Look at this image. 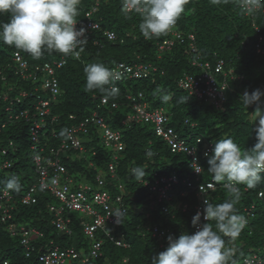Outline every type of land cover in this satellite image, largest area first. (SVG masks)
Listing matches in <instances>:
<instances>
[{
    "label": "trees",
    "instance_id": "16d2710c",
    "mask_svg": "<svg viewBox=\"0 0 264 264\" xmlns=\"http://www.w3.org/2000/svg\"><path fill=\"white\" fill-rule=\"evenodd\" d=\"M94 1L80 0L77 21L82 20L84 13ZM141 19L132 9L125 11L122 0H100L93 20L97 21L102 29L113 32L116 37L108 40L100 31H86L87 43L79 60L56 51L51 53L45 51L40 58H33L23 50L0 42V70L6 74L5 81L0 79V92L4 91V84H8L10 100L13 98L12 90H17V86L23 89L28 88V90L32 87L29 80L15 74V64L11 60L12 52H20L22 60L29 63L51 62L60 56H66L68 58L65 66L56 70L62 94L50 109L51 115L57 116V121L49 124L48 128L59 134L73 122L83 119L90 111L97 110L107 124L105 117H111L113 123L108 125L112 130L121 133L124 148L116 153L113 159L111 155L105 153L98 137L89 142L91 148L84 142L83 152L76 151L78 155L76 159L69 157L63 159L60 155L61 162L68 171L76 172L78 181L83 179L94 184L96 173L102 170L106 182L105 189L112 198L119 194L117 185L122 181L126 184L127 195L123 199L126 212L122 214L118 227L114 230V236L127 242L129 249L118 248L109 242V238H104L103 257L95 264H115L124 256L128 257L129 264H152L153 259L164 250L161 251L155 240L151 238V230L147 231V226L150 225L146 222V213L142 208H138V203L146 197L144 193L147 192L139 181L150 180L153 173L165 177L176 174L180 179L189 175L190 158L184 154L171 153L166 144L155 135L151 124L122 123L119 115H125L126 111L130 112L129 102L124 96L126 91L132 94L138 91L144 93L145 101L151 109L170 107L169 126L180 136H188L189 124L195 122L196 125L192 129L194 135L206 137L205 135L211 134V137L217 140L222 137H231L242 151L253 148L257 143L256 129H253L249 123V118L254 115L257 105L245 107L241 103V96L245 91L252 92L257 88L264 90V48L260 54H256L254 50L258 35L264 38V7L254 14H245L238 0H215V2L214 0H187L185 11L175 25V30L183 35L182 43L176 42L173 47L164 52H159L157 45L162 39L170 36L163 34L151 40L145 39L139 30ZM8 20L7 13L0 15V23H6ZM188 35H192L193 41L187 38ZM191 43L195 44L194 54L197 55L198 61H207L214 67L216 61L221 59L224 61L225 71L232 70L227 82L226 100L218 111L178 88V80L183 75L200 74L199 68L191 66L192 54L188 49ZM158 61L161 66L157 64ZM89 63H103L109 69L117 63H144L157 66L163 73L150 72L151 75L149 73L146 78L125 79L117 83L120 89L119 95L109 97L110 102L117 104L116 108H112L110 103L100 106L99 99L93 98V94L104 96L105 94L99 90H85L84 68ZM132 83L134 84L131 85ZM158 87L167 89L171 93L170 101L164 103L159 94L153 95ZM262 99L264 97L261 98L259 106L264 108ZM33 102L34 98H28L22 100L21 104H12L14 107L12 112H17L23 108V105ZM5 106H7L6 103L1 104L0 118L6 125L0 131V150L2 148L8 150L9 154L5 158L11 160L13 165L8 170H0V189L10 193V199L0 200V217L5 209V215L9 217L5 222L0 220V264L3 261H8V264H38L36 261L38 249H34L30 256L26 257L20 238L10 235L7 228L9 224H14L15 229L22 228L30 234L29 238L32 239L28 241V244L31 247H40L52 241L57 246L73 247L79 252L81 247L86 245L85 236L79 225L86 221V215L80 212L67 214L64 212V216H68L71 220L72 228L71 235H66L60 233L51 224L52 215L47 205L53 204L52 200L55 199L49 194L38 191L33 195L37 198L36 203L21 204V195L35 181L31 179L25 186V182L28 181V172L30 170L33 172L30 159L33 152L30 151L31 141L28 137L29 124L21 118L17 120L12 118L10 121L3 111ZM72 115L75 117L74 121L69 120V116ZM9 142L12 143L11 146L8 145ZM56 144L57 142L51 137L41 143L46 150ZM198 163L202 167L199 182L206 183L212 177L208 172V160L201 159ZM110 165L114 169L113 179L109 177ZM136 166H142L145 169L146 174L141 179H137L131 172V169ZM12 174L21 178V189L18 192L5 188V182ZM190 178L194 180L193 176ZM179 186L182 187V185ZM237 187L241 190V198L236 207L239 214L246 217L247 224L235 240L223 238L226 247L232 249L233 258L238 261V264H243L245 257L264 247V180L253 189H247L244 185H237ZM259 192L263 195L261 198L257 195ZM209 195V201L213 204L223 203L231 197L229 190L223 187H217ZM193 199L194 193L189 192L188 197L180 200H189L192 204ZM252 206L253 209L248 212ZM169 213H173L174 218L162 213L159 216L160 225L157 226H164L173 233L190 229L189 223L193 216L191 209L187 213H182L180 210L170 208ZM80 215L84 216L82 220L79 219ZM209 223L215 229V221H209ZM34 232H39L41 236H35Z\"/></svg>",
    "mask_w": 264,
    "mask_h": 264
},
{
    "label": "clouds",
    "instance_id": "9594fccd",
    "mask_svg": "<svg viewBox=\"0 0 264 264\" xmlns=\"http://www.w3.org/2000/svg\"><path fill=\"white\" fill-rule=\"evenodd\" d=\"M99 1L100 0H95L93 4L90 5L88 10L84 13V17L82 18V20L77 21L76 17L79 14L80 0H0V15L5 13L9 15L8 22L0 23V42H3L4 44L9 46H14L16 49L23 50L24 52L30 54L33 58H40L45 51L49 53L56 51L66 56L69 55L73 57V59L75 60H79L81 53L85 50L84 45L87 43V38L85 35L86 31H100L106 38L107 36L104 34V32H111L102 29L101 25L97 21L93 20V15L97 10V5ZM122 2H123V9L125 11L132 9L142 18L141 22L139 23V30L145 39L151 40L153 37H160L163 34H167L170 36L168 38L162 39L158 43L157 48L164 40L172 39L170 31H175L179 33L181 36H183L180 32L175 30V25L177 24V21L185 11V5L187 3V0H122ZM241 6L244 8V11L246 13L254 14L256 10L264 7V0H241ZM88 22L96 24L98 29L93 30L87 28L86 26ZM76 27L79 30H77ZM111 33L114 35L115 38L116 37L115 34L113 32ZM113 39H108V40H113ZM176 42L178 41H175V43ZM191 45L195 47V44L191 43ZM191 45L189 44L188 49H190ZM15 53H18L19 55H21V53L18 51H14L11 53L12 55L11 60L15 64L14 70L16 74V68H18V65L13 60ZM66 56H60L58 59L52 60L51 62L45 61V62L29 63L28 61H24L27 65V68L23 70V73L26 76H29V74L35 75L36 80L33 82L29 80L30 83H32V87L29 88L30 90H28V88L27 89L17 88V90L15 89L14 91L12 90L13 93L12 99L22 98L19 103L11 100L13 101L12 104L15 105L21 104L22 100H26L28 98L29 99L34 98L33 103H29V105H23V108H21L20 110L31 108L33 111H35L34 107L37 105L40 99L48 101L49 103L47 108L49 114L43 117L44 121L46 122V126L45 128H42L40 130L37 141H32L30 136V128L32 126L31 125L32 123L30 121H26L25 119H23L29 124L28 137L29 140L31 141L30 151L33 152L31 153L30 159L32 162L35 181L25 189L21 197L24 196L26 193H28L29 189L32 186L37 184L38 171H36V166L34 163V157L37 155L40 156L42 160V164H45V167L47 168L49 167L53 169V166H51L50 164L51 162L64 167V174L62 175L63 177L70 178L74 180L76 183L88 184L89 186H91L93 189L96 190L105 189V187H98L97 182L95 181L97 176H100L103 180H105L104 172L102 170L101 172L98 171L96 173L94 177V184L88 183L87 180L85 181L83 179H81V181H78L76 178L77 176L76 172L68 171V169L61 162L60 159L61 152H57L60 143L62 141H68L69 138L71 140L77 141L81 147V150H73V149L70 150L75 152L77 151V153L83 152V148H84L83 142H81L77 138V135H88L90 133L91 126H95L101 129V133H99L98 139L102 147H112L115 152V155L116 153L121 152L122 150L118 151L113 146H105L103 141V129L95 122L90 121V119L93 117L100 119L102 124L105 125L112 132L118 133L119 141L124 146V143L121 140V133L112 130L110 126L102 120V117L99 115V112L97 110L91 111L83 119H79L78 121L73 122L68 127L62 129L59 134L55 133L53 129L48 128L50 127L49 124H52L57 121V116L51 115L50 109H51V105L62 94L56 77V70L61 69L62 67L65 66L68 58ZM44 64H48L53 69L52 77L43 71L35 70L36 66H41ZM118 64L120 63H117L116 65L112 66L111 69H109L103 63H89L84 68V73L86 77L85 90L86 91L99 90L101 93L105 94V96L93 94L94 99L96 98L99 99L100 106L110 103V106L112 108L117 107L116 103H115L116 106L113 107L111 103L114 102H110L109 100V97H116L120 93L119 86L116 85L117 83H120L125 79L140 80L146 78L150 72L151 73L154 72L149 70L146 72L145 77H141L139 79L121 77L120 73L112 70ZM139 64H144V63L124 64V65L134 66ZM9 67L7 69H9ZM7 69L5 68V70ZM157 71H160L161 74L163 73L161 70H159V68ZM40 76H44V79L42 81H40ZM19 77L22 76L19 75ZM5 78H6L5 72L0 70V79L2 81H5ZM52 78L57 83V93L54 95H52L48 90L44 88L45 81L50 80ZM24 79L27 78L24 77ZM116 80L118 81L114 82ZM9 91L10 90L8 89L7 91L4 90L3 92L7 93L9 96L10 95ZM20 92H26L27 94H31V95L26 97H19ZM138 93L142 94L143 99L141 101L142 103L145 104L146 109L152 110L151 108L148 107V104L145 101L144 93L138 91L132 94L126 91L124 96L129 102L130 99L129 97H135L137 96ZM41 94L45 95V97H43ZM157 94H159L161 101L164 103H167L171 99V93L168 92L167 89L158 87L154 91L153 95H157ZM262 97H264V90H261L259 88L253 90L252 92L245 91L241 96V103L245 107H248L252 104L257 105L253 113L256 117V121L258 120V127L256 128L257 143L255 144V146L249 150L242 151L240 146L237 143H235L231 137L220 138L215 142L212 148L213 155L208 159V165H209L208 172L212 175L213 180L215 182L217 183L225 182L224 186L231 193V197L225 202L220 204H213L208 199H205L204 220L206 221L203 222L201 228L192 235H187L183 233H188L192 230V226L190 225L191 223H193V225H196L200 222L201 214L199 212H197L196 215H194V212L192 211L193 216L189 223L190 229L188 231L183 230L177 233H173L171 232V230H169L164 226L163 227H159L157 225L147 226V231L151 230L150 232L151 238L155 240L161 251L164 250L163 252H160L156 258L153 259L152 264H238V261L233 258L232 249L226 247L225 239L223 237H228L231 240H235L236 238H238L242 229L247 224L246 217L242 214H239L238 209L236 207L237 203L240 201L241 198V190L239 187H237V185H244L247 189H253L258 183L264 180V175H262L264 174V108H261L259 106ZM102 98L107 99V102L105 103L101 102ZM156 108H161V107H156ZM131 111L132 110L130 108V112L124 113L125 118L122 119L123 124H130L131 122L136 123L135 121L130 120L132 113ZM52 117L55 118L54 121H51ZM74 119L75 117L73 115L69 116V120L74 121ZM69 133H70V137L68 136ZM50 137L54 139L57 142V144L56 146L46 150L45 147L41 145V143L46 142ZM70 150L67 151L65 150L62 152L66 153ZM7 154H9L8 150H7ZM91 154H94V152H91ZM6 155H2L0 152V170H8L13 165V162L11 160L5 158ZM149 155H151V153H149ZM205 155L208 154L205 153ZM4 162L10 163V166L4 168L2 166ZM197 167L200 168L199 166ZM52 169H49L51 170L49 171L50 174L53 171ZM131 172L137 179L143 178L146 174L145 169L142 166H136L132 168ZM110 179L113 178L110 177ZM142 181L144 180H140L139 182L142 184ZM5 188L10 191H17V192L20 191L21 189L20 176L16 174L10 175L5 182ZM122 189H123L122 190L123 212H121L120 210H117L115 212L113 216H115L117 219V225L109 228L115 229L116 227H118L122 214L126 212V206L123 203V199L127 195V192H126V188L123 185H122ZM2 191H6V190L0 189V195ZM38 191L41 190L36 188L34 194L37 193ZM41 192H45V191H41ZM146 193L148 194V196L152 197L148 191ZM8 194L10 193L8 192ZM54 199L58 202L56 198ZM152 200L154 202L153 197ZM50 205L54 207H60L59 202L57 206L54 204H48L47 208ZM156 205L159 208V212L162 214L163 212L161 211L160 206L158 204ZM173 210H180V209L177 208ZM187 212H182V213H187ZM163 214L165 216L169 215L171 216V218H174L173 213L171 214L163 213ZM209 221H215V229L213 225L209 223ZM10 225H14V224H9V226L7 227L9 229L10 235L18 236L20 238L21 244L23 245L22 228L18 230L16 229L17 234H12L10 232ZM79 225L81 227V223H79ZM69 227L71 230L72 229L71 220ZM154 227L166 232V235L161 240H157V238L152 236V229ZM59 232L62 234H66L61 231ZM98 233H100L98 240H101L102 246L100 250V256L95 260V262L99 261V259L103 257V244H104L103 240L104 238H109V236H111L114 239L113 241H109L114 246L121 249H129V244L123 241L121 238H117L116 236H114V233H110L108 230L105 233H101V232ZM66 235H71V234H66ZM29 236L27 237L28 241H31L32 238L31 237L29 238ZM115 241H120L121 243L125 244V246L124 247L118 246L115 244ZM93 242L89 247V251L87 255L80 254L78 252L81 257H85L89 255L90 248ZM22 247L26 252L25 253L26 257H29L30 254L34 251V249H38V251H36V261L38 264H41L39 260V256L42 253L39 252L40 247H43V249H52L55 247L59 249L73 248V247L63 248L55 245L52 241L40 247L32 246V249L29 251L27 250V248H25L26 247L25 245H23ZM69 262L70 263L77 262L82 264L80 259L73 261L69 260ZM1 264H8V261H3L1 262ZM115 264H129L128 257L126 256L122 257L120 261Z\"/></svg>",
    "mask_w": 264,
    "mask_h": 264
},
{
    "label": "built area",
    "instance_id": "2783aa9c",
    "mask_svg": "<svg viewBox=\"0 0 264 264\" xmlns=\"http://www.w3.org/2000/svg\"><path fill=\"white\" fill-rule=\"evenodd\" d=\"M239 5L241 10L244 11V8L241 6V0ZM260 10V9H258ZM256 10V11H258ZM87 28L89 29H98L97 25L91 22L87 23ZM77 28V27H76ZM77 30H79L77 28ZM108 39H113L114 35L111 32H104ZM172 39L164 40L159 46L158 51L164 52L169 50L174 44L175 41L182 43V36L175 32L170 31ZM188 39L193 41L192 35L188 36ZM191 45V44H190ZM264 48V38L260 35L257 37V42L254 45V50L256 54H260ZM190 52L192 54L191 64L194 67L199 68L200 74H185L178 80V88L186 91L190 96H194L197 101L203 102L211 106L214 110H219L221 105L226 100V90L228 89V78L232 70L225 71V65L223 60H217L214 67L207 61H198L197 55H195L196 48L191 45ZM159 57V55H158ZM14 62L18 65L16 68V73L26 77L32 82L36 80L35 75L26 76L23 73V70L27 68V65L22 61L18 53L14 54ZM37 71H43L52 77L53 69L48 65L44 64L41 66L35 67ZM121 74V77H129L134 79H139L146 76V72L151 70L156 72L157 67L149 64H139L134 66H126L124 64H118L114 69H112ZM121 79V78H120ZM118 79V80H120ZM118 80L114 81L117 82ZM44 88L48 90L52 95L57 93V83L52 78L46 80L44 83ZM26 92H20L19 97L30 96ZM130 108H131V121L136 123H146L151 124L152 129L157 137H159L168 147L171 153H180L187 155L190 158V163L188 164L189 175L179 178L176 174H171L168 177L157 175L156 173L151 174L150 180L142 181V185L150 195L153 197L154 202L158 204L161 208V211L165 214L169 213V209L179 208L181 212H187L189 209H192L194 215L197 212L201 214V220L198 224L192 226V230L188 233H183L187 235H192L196 233L202 226L204 220V200H209V194L216 190L217 187H223L225 182L218 184L213 180V177L206 182L200 183V176L202 173V167L198 163L201 159L208 160L212 155V148L215 142L210 139H205L203 136L194 135L192 129L195 126L194 123H190V134L188 136H180L171 126H169V117L164 112L162 108H154L152 110H147L145 104L142 103L143 96L141 93H138L135 97H129ZM22 98L12 99L13 101L19 103ZM7 93H0V111L1 104L6 103L7 106L4 108V113L7 114L10 120L25 119L30 121L32 124L30 128V136L32 141H37L39 137V132L42 128H45L46 122L44 121V116L48 115V101L40 99L37 105L34 107L33 111L31 108L24 110H19L17 112H12L14 107H12V102ZM101 102H107V99L102 98ZM264 103V101H263ZM113 107L116 106L115 103H111ZM10 113V114H9ZM55 118H51V121H54ZM91 122H95L103 129V141L105 146H113L118 151L123 150L124 146L119 141V135L116 132H112L105 125L102 124L101 120L93 117L90 119ZM187 122L185 121V124ZM6 125L5 122L0 121V131ZM70 137V133L68 134ZM62 141L57 152L67 151L70 149L81 150V147L77 141L71 140ZM69 142V144H68ZM71 144V145H70ZM12 145L11 142L8 144ZM2 155L7 154V149L2 148L0 150ZM207 153L208 155H205ZM34 163L36 166V171H38L37 184L32 186L28 193L21 197L20 202L23 205L34 204L37 201L35 198L34 191L36 188L41 191H45L60 203V207H54L52 205L48 206L50 213L53 218L51 224L54 227L63 233L71 234L70 230V219L69 217L64 216L68 212H80L88 217V220L81 223L82 232L84 236L88 239H93L95 234L98 232L105 233L109 227H114L117 225V219L115 212L122 209V185L118 184L117 188L120 194L112 196L105 189L96 190L93 189L88 184L76 183L74 180L63 177L64 167L57 165L56 163L51 162L52 168L45 167V164H42L40 156L34 157ZM4 168L9 167L10 163L4 162L2 164ZM50 166V167H51ZM199 166L200 168H198ZM49 169H52L50 174ZM109 175L111 178H114V169L113 166H109ZM193 176L194 180L190 178ZM98 187H105L106 182L100 176L96 177ZM179 185H182L180 188ZM194 193V201L192 204L188 202L181 201V198L188 197V193ZM259 198L263 195L262 193L257 194ZM10 199V195L6 191H2L0 195V200ZM180 206V207H179ZM1 208V207H0ZM253 209V206L248 210L250 212ZM6 209L2 212L1 221L5 222L9 217L5 215ZM14 225H10V232L12 234H17ZM35 235L40 236L39 232H34ZM30 234L22 229V243L25 245L27 250H31L32 247L28 244V236ZM166 235V232L159 230L154 227L152 229V236L161 240ZM108 237V234H107ZM176 238V237H174ZM178 238V237H177ZM110 241L114 239L109 236ZM115 244L118 246H125V244L120 241H115ZM102 242L101 240H94L90 253L88 256L81 257L80 254L73 248L59 249L57 247L52 249H43L39 248V252H42L39 256L41 264H66L69 260L80 259L82 264H95V260L100 256ZM258 252H252L248 257H245L243 264H264V247Z\"/></svg>",
    "mask_w": 264,
    "mask_h": 264
},
{
    "label": "rangeland",
    "instance_id": "374dc122",
    "mask_svg": "<svg viewBox=\"0 0 264 264\" xmlns=\"http://www.w3.org/2000/svg\"><path fill=\"white\" fill-rule=\"evenodd\" d=\"M191 60H192V57H191ZM157 64L159 66H161V64H160L159 61L157 62ZM43 79H44V76H40V81H42ZM133 84L134 83H132L131 85H133ZM7 86H8V84H4V87H5L4 90L9 89V88H7ZM16 88H18V86ZM262 101H264V99H262ZM163 110H164V112L167 115H169V116L171 115L170 107H164ZM119 118L122 120L125 117H124V115L120 114L119 115ZM0 120H1V118H0ZM105 120L108 122L109 125L110 124L112 125L113 119L111 117L106 116L105 117ZM249 123H250V125L253 126V129H256V127H258V120L256 121L255 115H253L252 117L249 118ZM194 125H196V124H194ZM99 133H101V129L100 128L95 127V126H91L90 133L88 135H77V138L81 142L87 143L88 144L87 146H89L91 148V145H90L89 142L92 141V140H94L96 137H98ZM205 136H206V137H204L205 139H210L211 141L213 140L214 142H216V140H217V139L212 138L211 137L212 136L211 134H208V135H205ZM103 149H104V151H105L106 154L111 155L112 159L115 158V152H114V150H113L112 147H103ZM60 154L63 156V159H66L68 157L69 158H73V159L75 158L76 159L78 157L77 153L75 151H72V150H70V151H68L66 153L61 152ZM99 172H101V171L99 170ZM27 176H28V181L25 182V186H27L29 184V180L34 179V173L32 172V170H30L28 172ZM120 183L124 187H126V184L123 181L120 182ZM144 195H146V197H144L143 200H141L140 203H138V208H142L143 209V212L146 213L145 219L147 220V222H148L149 225H160V218H159V216H160L161 213L159 212V208L153 202L152 197L148 196L146 193H144ZM52 202H53L54 205H56V206L58 205V202L56 200H52ZM83 218H84L83 215H80L79 216V219L80 220H82ZM85 220H88V218L86 217ZM114 230H115L114 228H109L108 229V231L110 233H114ZM99 235H100V233L95 234V236H94V238L92 240L91 239L89 240V239H86L85 238L86 245L83 246V247H81L79 253L80 254H88V250H89V247H90L91 243L94 240H98ZM70 264H80V263L73 262V263H70ZM239 264H241V263H239Z\"/></svg>",
    "mask_w": 264,
    "mask_h": 264
},
{
    "label": "bare ground",
    "instance_id": "6f19581e",
    "mask_svg": "<svg viewBox=\"0 0 264 264\" xmlns=\"http://www.w3.org/2000/svg\"><path fill=\"white\" fill-rule=\"evenodd\" d=\"M63 68V67H62ZM41 196V195H40Z\"/></svg>",
    "mask_w": 264,
    "mask_h": 264
}]
</instances>
